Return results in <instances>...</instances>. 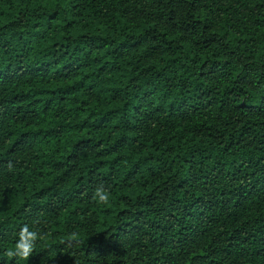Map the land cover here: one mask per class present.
<instances>
[{
  "label": "trees",
  "instance_id": "trees-1",
  "mask_svg": "<svg viewBox=\"0 0 264 264\" xmlns=\"http://www.w3.org/2000/svg\"><path fill=\"white\" fill-rule=\"evenodd\" d=\"M33 219L0 264H264V0H0V257Z\"/></svg>",
  "mask_w": 264,
  "mask_h": 264
},
{
  "label": "clouds",
  "instance_id": "clouds-1",
  "mask_svg": "<svg viewBox=\"0 0 264 264\" xmlns=\"http://www.w3.org/2000/svg\"><path fill=\"white\" fill-rule=\"evenodd\" d=\"M9 168L11 169V165ZM92 198L97 204H107L110 199V188L103 183L97 184L92 191ZM39 223L38 219H33L20 225L19 229L14 232V243L3 250L0 258L27 261L35 250L38 238H41Z\"/></svg>",
  "mask_w": 264,
  "mask_h": 264
}]
</instances>
